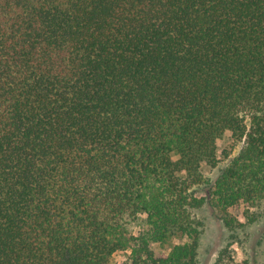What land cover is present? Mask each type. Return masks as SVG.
I'll return each instance as SVG.
<instances>
[{
	"label": "trees",
	"instance_id": "obj_1",
	"mask_svg": "<svg viewBox=\"0 0 264 264\" xmlns=\"http://www.w3.org/2000/svg\"><path fill=\"white\" fill-rule=\"evenodd\" d=\"M226 139L237 229L264 204V0H0V264H197Z\"/></svg>",
	"mask_w": 264,
	"mask_h": 264
},
{
	"label": "rangeland",
	"instance_id": "obj_2",
	"mask_svg": "<svg viewBox=\"0 0 264 264\" xmlns=\"http://www.w3.org/2000/svg\"><path fill=\"white\" fill-rule=\"evenodd\" d=\"M242 146L243 143H239L232 149L227 139L222 140L219 147V164L214 168H205L204 181L192 188L198 197L207 198V202L202 207L192 210L195 219L202 223L197 264H217L222 252L230 253L239 264H264V204L250 208L256 216L255 221H248L243 214H240V220L245 225L232 229L226 225L218 209L211 203L214 181ZM224 149L231 155L224 154L222 152ZM180 241L175 239L173 242ZM154 247L158 255H164L171 248V244H155ZM115 258L126 260L127 255L118 253Z\"/></svg>",
	"mask_w": 264,
	"mask_h": 264
}]
</instances>
